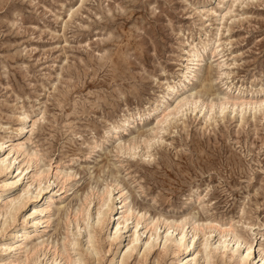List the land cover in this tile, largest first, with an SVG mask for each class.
Wrapping results in <instances>:
<instances>
[{
	"label": "rangeland",
	"instance_id": "374dc122",
	"mask_svg": "<svg viewBox=\"0 0 264 264\" xmlns=\"http://www.w3.org/2000/svg\"><path fill=\"white\" fill-rule=\"evenodd\" d=\"M189 51L199 61L212 58L215 95L264 99V0H0V160L19 145L40 159L36 167L27 155L12 153L19 158L0 181H17L13 193L39 170L50 171L43 203L28 200L16 218L21 224L23 213L55 201L30 236V247L46 243L33 255L39 264H52L55 249L73 235L76 250L66 246L78 261L73 264H179L177 248H164V219L186 217L189 227L195 221L233 225L248 241L257 237L252 260L260 264L264 107L220 115L200 103L195 112L163 120L165 109L175 106L168 96L181 89ZM206 68L194 70L182 94L201 90L195 76ZM135 141L138 148L128 149ZM57 171L74 177L65 182ZM117 182L113 217L87 244L84 223L70 222L90 202L91 229L99 196ZM121 189L144 218L137 230L135 215L114 238L107 225L123 221ZM159 218L158 237L146 250L149 225ZM4 222L1 216L0 264H19L24 250L13 245L15 230L2 234ZM201 231L194 250L207 230ZM135 232L136 249L123 258ZM229 257L219 253L213 264H235ZM57 262L67 264L64 257Z\"/></svg>",
	"mask_w": 264,
	"mask_h": 264
},
{
	"label": "bare ground",
	"instance_id": "6f19581e",
	"mask_svg": "<svg viewBox=\"0 0 264 264\" xmlns=\"http://www.w3.org/2000/svg\"><path fill=\"white\" fill-rule=\"evenodd\" d=\"M235 3V1H233ZM191 47V45H189ZM191 49V48H190ZM207 50V48H205ZM188 55L190 56L191 60L185 59V62H190L186 65V68L184 69L183 78L184 81L181 82L180 88L176 92L170 94L168 96V100L175 102V106L173 108V105H170L165 109V112L163 113V120H168L170 117H175L176 115L180 114L181 111H189L192 110L195 112L198 105L200 103L203 104L204 109H208L210 112L218 110V113L220 115H223L226 110L231 109L232 114L237 113V109H240V114H244L245 112H248V110H256L259 111V109H262L264 107V99L262 100H248L243 97L241 98H235L233 100L228 99L226 96L223 98H220L219 94H214L212 92V86H213V80H212V69L210 67V64L212 63V58L209 60H198V55L194 51H189ZM210 61V63H209ZM184 62V63H185ZM206 66V72L205 73H199L197 76H195V79L199 82H201V90L194 93L193 90L191 93H184L182 92L185 90L184 87H186V83L190 81V79L194 76V70L199 67ZM204 79V80H202ZM179 86V85H178ZM226 85L224 84V87ZM228 90H231V86H226ZM173 87L168 86V89L172 90ZM217 98V99H216ZM171 109H173L171 112ZM158 111V110H156ZM153 111V112H156ZM149 116V115H148ZM151 116V115H150ZM126 125V124H125ZM23 130H25L23 128ZM150 138V137H149ZM152 140H147L144 143L148 144ZM137 145L139 143L132 142L129 144L128 149H137ZM1 148V145H0ZM2 149V148H1ZM23 145H19L17 148H12L8 154V156H5L3 159L0 160V178H2V175L4 174L7 176L8 174H11L15 163L17 162L18 158L22 155H27L26 159L28 164H31L35 161L36 167L39 166L40 159L39 157L32 153L30 150L26 149ZM122 149V148H121ZM24 151V152H23ZM12 153H16L17 155H20L17 158H10V155ZM29 168V167H28ZM50 171L49 170H39L37 174H35L32 177L31 183L29 182L26 187L22 188L18 192L12 193V188L15 187L17 184L16 182L9 183L7 180L0 181V217L5 218V222L3 224L2 228V234L5 233L8 229H13L15 231H12V241L13 245H19L16 246L19 249L17 250H24L25 253V260H22L19 262V264H29V260L31 259L30 264H39V258H34L33 255H36L40 249H43L46 245L44 241L35 244L33 247H30L31 243L30 236L37 232L38 228L43 222V214L45 212L50 213L54 206L56 205L55 201H51L49 205L46 207V209H34L33 213L24 214L22 216V223L17 222V216L24 212L26 209V206L29 204L34 203V205L40 203H43L45 199L46 190L49 189L50 186H43L45 180L47 182L51 183V179H49ZM63 176L65 182L71 180L74 175L66 173L64 171H57L56 177ZM36 184V189L34 192H31L32 189H30L32 186ZM118 188H121V185L117 182L116 185L112 189H105V191L99 196V203L98 207L96 209V212L94 214V219L91 225V229L89 228V211H90V202L87 203V206L82 208L79 211H76V213L73 216L72 222L68 220L70 223H75L77 227H79L80 221L84 223V229L86 230L87 236H86V243L89 244L91 241L96 240L98 235V230L101 229L103 226V223L107 220V218L113 217L114 208L112 204L114 203V200L116 198H113L114 192L118 190ZM8 189V192H6ZM59 190L58 192H60ZM121 196L120 199L123 198L122 201V210L124 213L123 221L118 223L117 227L115 228L113 223H109L107 225V229L110 230L112 235H114V238H118L119 235L123 233V231L126 229V225L129 221L137 215L136 218V229L138 230L139 227L143 224V215H140L136 211H134L128 204V198H125V191L121 189ZM8 193L7 196L5 194ZM55 199V198H52ZM86 202L88 200L86 199ZM106 209V210H105ZM190 218H184L181 221L176 220H166L164 219V225L167 228L166 235L163 237L164 241V248H166L168 243L173 244L177 250L174 251V255L176 256V259L179 260V264H199V259H202L204 264H213L214 259L217 257V255L220 253V255H224L227 253V251L230 252L229 259L231 261H234L235 264H253V255H254V244L255 240H257V237L253 238L252 240L248 241L242 234H239L235 231L234 226H228V227H221L219 225H215L211 222H204L200 223L195 221L194 224L189 227ZM159 219H154L150 223L152 234L149 237V241L144 243L146 250L150 249V246L153 242V240H156L158 237V229H159ZM254 226H251V228L248 229L252 231ZM201 229L207 230L203 234V239L199 245L198 248L194 250V247L197 244V239L199 237V233L203 232ZM254 235V234H253ZM257 235V234H256ZM113 238V239H114ZM213 240V242H212ZM216 240V241H215ZM78 238L76 235H73V238H65V246L62 250L55 249V258L52 260V264H58L57 260L59 258H63L66 260L67 264H73L76 261L75 259H72V256L70 253L67 252L66 246L71 248V250L75 251L78 245ZM114 241V240H113ZM139 241V237L137 232H135L134 237L130 241V243L127 246V249L121 253L123 254V258H129L131 257L133 251L136 249L135 244ZM114 242L111 243L113 245ZM50 246V245H48ZM96 250H98L95 247ZM85 247L82 251H79L77 255L83 256L84 255ZM260 255L259 257L261 260L259 261L260 264H264V247L260 245L259 247ZM58 257V258H57Z\"/></svg>",
	"mask_w": 264,
	"mask_h": 264
}]
</instances>
